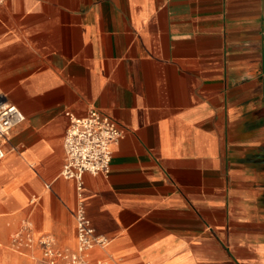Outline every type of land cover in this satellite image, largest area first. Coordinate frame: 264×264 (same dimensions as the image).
I'll return each instance as SVG.
<instances>
[{
	"label": "crops",
	"instance_id": "crops-1",
	"mask_svg": "<svg viewBox=\"0 0 264 264\" xmlns=\"http://www.w3.org/2000/svg\"><path fill=\"white\" fill-rule=\"evenodd\" d=\"M0 101L25 116L0 141V264L77 251L64 139L92 108L124 135L83 177L91 264H264V0H0Z\"/></svg>",
	"mask_w": 264,
	"mask_h": 264
},
{
	"label": "built area",
	"instance_id": "built-area-1",
	"mask_svg": "<svg viewBox=\"0 0 264 264\" xmlns=\"http://www.w3.org/2000/svg\"><path fill=\"white\" fill-rule=\"evenodd\" d=\"M70 125L64 139L65 161L61 176L78 183L79 201L75 210L77 221L78 249L75 252L58 249L51 236H44L39 243L42 259L37 264H91L87 253L95 245H105L107 239L98 236L89 219L82 200L83 177L108 175L113 159V144L124 135L112 117L92 108L84 117L68 113ZM25 116L18 106L0 101V141L6 143L10 131L23 122ZM0 142V161L5 157V149ZM32 223L25 220L18 233L14 235L16 249L31 244Z\"/></svg>",
	"mask_w": 264,
	"mask_h": 264
},
{
	"label": "rangeland",
	"instance_id": "rangeland-1",
	"mask_svg": "<svg viewBox=\"0 0 264 264\" xmlns=\"http://www.w3.org/2000/svg\"><path fill=\"white\" fill-rule=\"evenodd\" d=\"M11 247H12V245H11ZM13 248V247H12ZM17 253H19V252H17Z\"/></svg>",
	"mask_w": 264,
	"mask_h": 264
}]
</instances>
